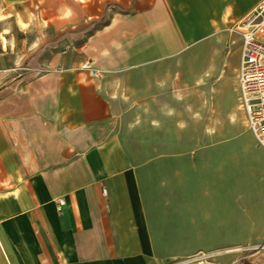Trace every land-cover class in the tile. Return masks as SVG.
Segmentation results:
<instances>
[{
  "label": "crops",
  "instance_id": "0c3cea01",
  "mask_svg": "<svg viewBox=\"0 0 264 264\" xmlns=\"http://www.w3.org/2000/svg\"><path fill=\"white\" fill-rule=\"evenodd\" d=\"M259 1L0 0L1 25L33 30L16 47L0 32V264H166L229 244V214L209 205L199 229L183 204L181 149L125 135L186 61L238 52Z\"/></svg>",
  "mask_w": 264,
  "mask_h": 264
},
{
  "label": "rangeland",
  "instance_id": "374dc122",
  "mask_svg": "<svg viewBox=\"0 0 264 264\" xmlns=\"http://www.w3.org/2000/svg\"><path fill=\"white\" fill-rule=\"evenodd\" d=\"M4 28L12 33L10 42L14 47L20 45L21 39L25 40V46L30 44L31 25L23 23L17 14L8 19L7 25L0 24V32H4ZM238 54L239 50L226 49L212 65L204 57L186 61L173 73L177 82L166 81L164 90L158 94V102L152 101L144 113V121L131 128L125 139L132 145L145 143L162 145L167 150L172 146L181 149L178 153L181 156L183 195L197 194L195 200H183V204L186 202L188 208L191 204L192 211L197 208L199 229L204 228L209 205H213L215 215L229 214L230 225L234 227L227 235L229 244L204 250L214 252L206 261L264 264L262 238L254 245L239 240L249 234L245 232L247 229L255 227L264 231V148L257 144L246 126L244 111L238 107ZM189 149L192 151H187ZM169 153L171 151L137 154ZM190 179L192 183L186 184ZM218 218L215 223H221ZM218 235L221 232L214 233L215 242ZM234 246L240 250L215 253ZM191 256L176 258L166 264H181L189 261ZM197 262L206 264L205 261Z\"/></svg>",
  "mask_w": 264,
  "mask_h": 264
},
{
  "label": "built area",
  "instance_id": "2783aa9c",
  "mask_svg": "<svg viewBox=\"0 0 264 264\" xmlns=\"http://www.w3.org/2000/svg\"><path fill=\"white\" fill-rule=\"evenodd\" d=\"M240 32L236 69L238 107L245 113L246 126L257 144L264 148V0L259 1L237 25ZM90 68L88 64L82 65ZM91 74L97 71L91 69ZM106 195V189H102ZM63 200L58 201V209ZM225 249L215 253H226ZM214 252L192 255L191 261H206ZM189 260V261H190Z\"/></svg>",
  "mask_w": 264,
  "mask_h": 264
},
{
  "label": "bare ground",
  "instance_id": "6f19581e",
  "mask_svg": "<svg viewBox=\"0 0 264 264\" xmlns=\"http://www.w3.org/2000/svg\"><path fill=\"white\" fill-rule=\"evenodd\" d=\"M237 250H240L239 247L237 246H234V247H230V248H226L224 252H232V251H237Z\"/></svg>",
  "mask_w": 264,
  "mask_h": 264
}]
</instances>
